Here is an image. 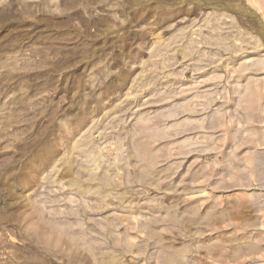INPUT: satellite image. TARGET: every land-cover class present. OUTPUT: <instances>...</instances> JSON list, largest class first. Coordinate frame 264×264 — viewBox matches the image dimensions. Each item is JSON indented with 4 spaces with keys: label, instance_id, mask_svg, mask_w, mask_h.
<instances>
[{
    "label": "rangeland",
    "instance_id": "374dc122",
    "mask_svg": "<svg viewBox=\"0 0 264 264\" xmlns=\"http://www.w3.org/2000/svg\"><path fill=\"white\" fill-rule=\"evenodd\" d=\"M0 264H264V0H0Z\"/></svg>",
    "mask_w": 264,
    "mask_h": 264
}]
</instances>
